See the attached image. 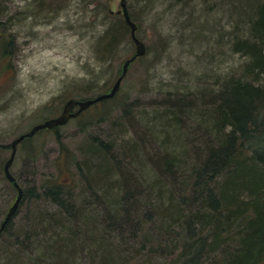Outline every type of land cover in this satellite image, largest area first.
I'll return each instance as SVG.
<instances>
[{
    "label": "rangeland",
    "instance_id": "rangeland-1",
    "mask_svg": "<svg viewBox=\"0 0 264 264\" xmlns=\"http://www.w3.org/2000/svg\"><path fill=\"white\" fill-rule=\"evenodd\" d=\"M125 1L145 54L128 66L111 102L89 107L57 130L62 146L53 134L42 133L31 144L24 142L21 148L16 147L9 170L26 198L20 201L15 216L0 235V264L47 263L44 250L33 249L30 235L32 231L40 234L46 219L55 218L57 210L50 200L31 199L29 188L48 176L68 181L71 175L72 180L70 205L64 203L68 213L63 214L64 218L70 217L63 224V235L60 228L56 229L58 239H64L73 226V231L79 233L83 227L77 222L80 214L95 220L93 226L99 238L110 239V231L120 221L112 215L120 206L131 209V221L125 229L135 232L136 237H128L130 242H123V247L117 244L116 249L126 259L119 264L169 262L153 256L141 260L147 250L145 237L155 241L167 233L170 247L177 249L181 245L177 236L184 234L182 228L166 229L165 223L175 216L164 215L160 205L167 206L163 203L166 200L161 197L160 205L152 201L154 206H144L140 201L145 200L153 181L170 185L174 182L180 187L181 179L188 181L192 167L198 166L206 147L205 138H210L206 130L212 132V123L205 124L200 115L190 119L182 110L173 121L167 111L175 105L203 110L211 104L213 92L220 90L217 84L226 76L241 72L247 60L231 52L228 42L235 35H242L246 19L241 17L243 11L232 10L235 5L228 6L230 0ZM119 9V0H0V22L4 23L0 26V40L10 42L6 52L11 54L0 61V223L17 196L3 173L11 153L7 146L34 125L57 117L68 99L110 91L124 62L134 54L130 30L121 22L122 16L115 14ZM108 29L119 42L114 38L117 45L113 53L101 58L98 44ZM32 145L39 147L38 152L25 156ZM127 145L141 152L142 158L134 165L130 163L133 153L126 152ZM110 158L122 164L119 169L128 180L119 181L120 188L113 185L119 176L110 165ZM171 159L173 164L168 168ZM128 193L132 198L125 202ZM192 193H185V206L195 210L198 205L194 204ZM201 193L194 195L200 198ZM118 201L121 202L116 205ZM247 208L243 206L241 210L250 212ZM44 219L45 224L41 221ZM138 221L137 231H133ZM190 227L193 235L191 231L187 233L193 239L198 225L193 223ZM205 233L197 237L203 238L209 251L212 245ZM80 238H73L76 262L89 264L85 249L89 244L81 245ZM128 246L138 249V253ZM213 249L216 253L210 261L218 262L223 258L222 250L228 248L219 243ZM208 258L204 256L197 264H209ZM55 263L58 261H51Z\"/></svg>",
    "mask_w": 264,
    "mask_h": 264
},
{
    "label": "trees",
    "instance_id": "trees-1",
    "mask_svg": "<svg viewBox=\"0 0 264 264\" xmlns=\"http://www.w3.org/2000/svg\"><path fill=\"white\" fill-rule=\"evenodd\" d=\"M227 4L230 8L235 5L237 10L233 7L232 10L237 13L243 11L241 17L246 19L242 24L244 25L242 35H235L234 39L229 40L228 48L231 52L244 56L247 62L238 75L226 76L217 84L218 88L221 87L220 90L213 92L211 104L204 106L203 110L196 106L180 109L175 105L173 108H168L167 115L172 116L173 121L178 118L179 111L182 110L183 115L190 119L200 115L205 124H208L207 121L211 122L213 130L210 132L204 129L207 137L210 136V138H205L206 147L203 157L199 158L198 166L192 167L191 173L187 176L188 181L181 179L179 187L178 184L174 185V182L170 185L155 180L149 190H146L145 200L140 201L144 206H154L152 201H156L160 205V202H163L161 197H163L166 200L163 203L167 205H160L164 215L168 214L169 216L170 214L169 217L175 215L173 220L168 219L165 223L166 229L172 230L173 227H177L182 228V232H184L177 236L181 240V245L177 249L166 243L167 233L155 241L145 237L143 243L147 250L144 251L142 261L146 257L153 256L168 260L169 262L166 264H197L204 256H209V264H264V0H230ZM121 22L125 24L123 18ZM3 24L0 22V26ZM116 36L111 29L102 35L98 44L101 58H106L113 53L114 47L117 45V42L115 43ZM7 43L10 42L0 40V61L11 57L10 52H6ZM115 96L100 103L107 104ZM90 98L92 97L79 100ZM59 128L40 130L32 137L22 140L20 144L24 142L31 144L33 138L42 133H48L53 134L55 141L59 146H62L61 137L57 132ZM20 144L21 148L23 145ZM7 147L10 148V146ZM127 147L126 152L133 153L130 163L134 165L136 160L142 158L141 152L134 149L135 146L127 145ZM38 148V146L32 145L25 152V156L38 152ZM172 164V159L168 160L167 167L170 168ZM110 165H113L119 176L118 183H113V185L120 188L121 182L119 181L128 182L122 175V170L119 169L122 164L116 162L114 158H110ZM72 179H74L73 176ZM69 180L72 181L71 175ZM69 180H62L58 176H48L40 178L37 185L30 186L29 197L31 199L50 200L57 210L54 213L55 218L46 219L47 223L45 219L41 220L46 225L41 228L40 234L31 232L33 249L44 250V256L47 255L45 260L48 264H51L53 260L58 261V264H79L75 258L77 250L74 239L76 235V238L81 237V245L89 244L85 248L88 251L89 264H119L126 260L116 248L118 245L123 247V242H130L128 237H136L135 232H127L124 228L129 225L128 221H131L130 214L132 212L127 207L122 209L119 206L118 209H115L112 217L115 219L117 216L121 222H115L113 230L110 231L112 233L107 232L110 239L99 238L96 227L93 226L95 220L80 213L77 222L79 220L83 227H80L79 233L73 231V226L67 230L64 239L57 238L56 229L60 228L63 232H59L63 235L66 230L63 229V224L70 217L65 215L67 218H64L63 215L68 213L65 211L67 206L65 207L64 203H68V199L70 200L72 195L71 193L69 195L71 183ZM163 186L166 189L164 196L161 195ZM189 188L193 192L194 204L198 205L195 210L185 206L187 203L185 193H190ZM126 189L129 190L127 186ZM197 192H202L205 195L201 193L200 198H197L194 195ZM25 196V191L22 189L21 201L26 198ZM127 196L125 202H129L132 198L130 193ZM120 202L118 201L116 205ZM111 203L112 201H110ZM243 206L248 207L247 210L250 212L241 210ZM106 207L111 210L110 205ZM138 209L139 207L136 211ZM57 215H63V217L56 219ZM138 223L139 221L132 227L133 231H137L136 224ZM193 223L198 227L196 228V237L192 239L187 231L193 232V228L190 227V224ZM53 232L55 234L52 235ZM203 232H207L209 236L206 235V237L208 236L211 241L212 248L209 251L205 248L206 244L203 238L197 237V234L200 233L204 235ZM219 243L228 249L222 250L221 261L211 262V255L213 252L216 253L213 247L218 246ZM128 247L133 249L135 254L139 251L135 247Z\"/></svg>",
    "mask_w": 264,
    "mask_h": 264
},
{
    "label": "water",
    "instance_id": "water-1",
    "mask_svg": "<svg viewBox=\"0 0 264 264\" xmlns=\"http://www.w3.org/2000/svg\"><path fill=\"white\" fill-rule=\"evenodd\" d=\"M120 13L122 14V17L124 19L125 24L129 27L130 30V37L135 47V52L133 56H131L129 59L125 61V63L122 66V72L114 82L112 88L109 92L102 93L100 95L95 96L92 99H86V100H74V99H68L64 107L61 111V113L54 118L45 120L39 124L34 125L28 132L23 133L16 137L12 142L10 143L11 153L9 158L5 161L3 165V173L5 178L13 184L14 188L17 191V196L13 204L10 206L8 212L6 213L5 220L2 222L0 226V232L2 231L5 223L11 218V216L16 212L19 203L22 199V189L20 186L16 183L15 178L10 173V167L13 163L15 154H16V147L17 145L24 140L25 138H29L33 136L36 132L42 129H51L56 126H62L65 125L71 118L77 117L81 112H83L86 108H88L90 105L101 102L106 99L112 98L119 90L120 84L122 79L124 78L127 66L129 63H131L135 58L141 57L145 54V46L144 44L136 37L135 32L137 30V27L134 22L130 19V15L128 13L127 7H126V1L120 0ZM76 108L75 111H72V109Z\"/></svg>",
    "mask_w": 264,
    "mask_h": 264
},
{
    "label": "bare ground",
    "instance_id": "bare-ground-1",
    "mask_svg": "<svg viewBox=\"0 0 264 264\" xmlns=\"http://www.w3.org/2000/svg\"><path fill=\"white\" fill-rule=\"evenodd\" d=\"M130 19L132 20L131 16H130ZM123 20H124V19H123ZM132 22H134V21L132 20ZM135 25H136V23H135ZM126 26H127V25H126ZM127 27H128V26H127ZM136 27H137V25H136ZM128 28H129V27H128ZM141 57H142V56H141ZM137 58H139V57H137ZM137 58H135L133 61H135ZM133 61H132V62H133ZM132 62H131V63H132ZM124 63H125V62H124ZM131 63H129L128 66H129ZM128 66H127V68H128ZM117 93H118V92H117ZM100 94H101V93H100ZM100 94H96L95 96L100 95ZM95 96H93L92 98H94ZM92 98H90V99H92ZM70 99H74V98H70ZM74 100H76V99H74ZM95 104H97V103H95ZM91 106H93V104L90 105L89 107H91ZM63 107H64V105H63ZM89 107H88V108H89ZM88 108H86L85 110H87ZM62 109H63V108H62ZM85 110H84V111H85ZM81 113H82V112H81ZM81 113H80V114H81ZM80 114H79V115H80ZM79 115H78L77 117H75V118H71L70 120L77 119V118L79 117ZM70 120H69V121H70ZM69 121H68V122H69ZM68 122H67V123H68ZM67 123H66V124H67ZM62 126H64V125H62ZM62 126H56V127H62ZM56 127L51 128V129H49V130L55 129ZM16 212H17V210H16ZM16 212H15V213L11 216V218H9V220L5 223V225H4L3 229H2V231L0 232V235L6 230L7 226L10 224V222H11L12 218L15 216ZM5 216H6V214H5ZM5 216L3 217V219H2V221H1V223H0V226H1L2 222L5 220ZM124 228H125V226H124ZM31 238H32V237H31V235H30V239H31Z\"/></svg>",
    "mask_w": 264,
    "mask_h": 264
},
{
    "label": "flooded vegetation",
    "instance_id": "flooded-vegetation-1",
    "mask_svg": "<svg viewBox=\"0 0 264 264\" xmlns=\"http://www.w3.org/2000/svg\"><path fill=\"white\" fill-rule=\"evenodd\" d=\"M110 12V11H109Z\"/></svg>",
    "mask_w": 264,
    "mask_h": 264
}]
</instances>
